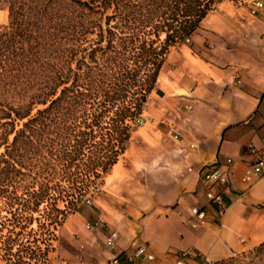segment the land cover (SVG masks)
I'll return each mask as SVG.
<instances>
[{
    "label": "trees",
    "instance_id": "1",
    "mask_svg": "<svg viewBox=\"0 0 264 264\" xmlns=\"http://www.w3.org/2000/svg\"><path fill=\"white\" fill-rule=\"evenodd\" d=\"M220 1L0 0V264L47 255L23 227L52 236L71 192L117 162L169 47Z\"/></svg>",
    "mask_w": 264,
    "mask_h": 264
},
{
    "label": "crops",
    "instance_id": "2",
    "mask_svg": "<svg viewBox=\"0 0 264 264\" xmlns=\"http://www.w3.org/2000/svg\"><path fill=\"white\" fill-rule=\"evenodd\" d=\"M225 17V27L212 24L190 37L208 43L207 58L185 44L177 43L167 52L148 95L149 110L161 119L151 127L159 138L150 141L148 158L132 169L141 186L148 188L150 205L133 222L138 229L127 238L116 229L112 248L103 245L106 234L93 231L87 222L88 243L97 250L85 256L83 264H109L117 256L120 264H129L127 254L140 241L156 256L145 264H175L174 252L189 247L221 260L232 251L247 252L264 243V179L241 181L248 146L261 147L264 139V7L257 15L247 10L245 18ZM164 118L173 120L180 139L167 133ZM228 157L232 162L228 187L222 191L226 210L220 226L207 207L199 170ZM151 178L155 189L148 182ZM193 205L207 207L208 223L189 226Z\"/></svg>",
    "mask_w": 264,
    "mask_h": 264
},
{
    "label": "rangeland",
    "instance_id": "3",
    "mask_svg": "<svg viewBox=\"0 0 264 264\" xmlns=\"http://www.w3.org/2000/svg\"><path fill=\"white\" fill-rule=\"evenodd\" d=\"M252 2L253 0H222L218 2L207 13L202 28L200 24L199 28L201 30H196L195 34H199L203 30L208 31L212 24L225 27L222 24L225 22L222 18H226V15L232 14L245 18L248 6ZM227 21L230 24L233 23L231 20ZM5 23H7V10L0 6V25ZM178 44H185L191 47L194 52L203 58L209 56L207 55L208 43L206 42L202 44L189 38L188 41L184 40ZM149 101L148 96L141 115L132 124L130 138L125 144L123 153L118 156L117 164L88 185L82 186L83 192L81 196L76 191L71 192L69 199L72 204H69V208H66L67 214L61 216L60 224L56 229H51L53 235L49 237L48 232L39 229L35 221H29L26 224L27 228L23 227L24 231L32 229V235L30 234L34 237L32 245L36 243L42 245V239H46L50 243L47 255L42 257L36 254L31 264H83L84 257L94 255L97 250V248H93L88 243L87 236L90 233L85 228L87 222L95 227L93 231L106 234V236L109 235L110 231L118 229V232L127 238L128 234H131L132 229H138L134 226V223L146 214L147 207L150 205V198L149 192L146 191L148 188L145 190L141 186V181H137L132 169H134L136 164L140 165L148 158L150 141H156L159 138V135L152 133L151 127L153 123L157 126L161 124V119L156 117L157 114L154 115L152 110H149L151 107V102ZM136 171L140 170L136 169ZM148 182L155 189V179H148ZM157 189L160 191V188ZM136 192L139 195L133 197L132 193L136 195ZM87 200H90L91 204H88ZM56 203L60 209L64 208V204L60 200L56 201ZM43 207L42 205L40 209H43ZM6 215L3 200H0V223L5 221L4 216ZM32 215L34 218L38 217V213H32ZM7 223L6 221L5 227L10 228L13 225ZM14 229L16 232L20 231L19 226L14 227ZM5 234H7L6 228L0 235L3 237ZM24 237L25 235L21 236V238ZM243 256L245 258L240 260L227 259L221 264H264V243L251 251L245 252Z\"/></svg>",
    "mask_w": 264,
    "mask_h": 264
},
{
    "label": "built area",
    "instance_id": "4",
    "mask_svg": "<svg viewBox=\"0 0 264 264\" xmlns=\"http://www.w3.org/2000/svg\"><path fill=\"white\" fill-rule=\"evenodd\" d=\"M264 7V0H253L252 4L248 6V11L251 15H257ZM187 41L189 39H186ZM188 108L191 106L188 105ZM163 123L167 127V133L173 139H180L179 134L175 131V124L173 120L164 118ZM193 147V145H191ZM248 159H246V167L241 177L242 182H247L250 177L256 179H264V139L261 147H255L249 145L247 148ZM232 158H226L221 163L206 164L199 170V178L201 183L205 186L204 197L207 207L213 211L214 219L218 224L222 225V218L225 213V206L222 202V191L227 189L229 183V171ZM91 204L90 200L86 201ZM207 207L200 205H193L190 208L191 217L189 220V226L191 228H197L208 223V210ZM118 237L116 230L110 231L109 235L104 239V245L107 248H112L115 245V241ZM243 252L232 251L228 258L221 260L211 259L207 254L194 250L193 248H186L180 251H176L175 264H221L227 259L236 260L245 258ZM156 258L155 254L149 249L145 242H137L134 244L133 251L127 254L129 264H145L146 262H152ZM109 264H120L117 257L110 259Z\"/></svg>",
    "mask_w": 264,
    "mask_h": 264
}]
</instances>
